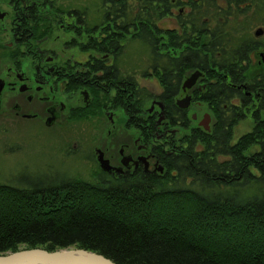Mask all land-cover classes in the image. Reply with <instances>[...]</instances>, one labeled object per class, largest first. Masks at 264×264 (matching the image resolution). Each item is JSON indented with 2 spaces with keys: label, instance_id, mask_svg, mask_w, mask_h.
<instances>
[{
  "label": "trees",
  "instance_id": "16d2710c",
  "mask_svg": "<svg viewBox=\"0 0 264 264\" xmlns=\"http://www.w3.org/2000/svg\"><path fill=\"white\" fill-rule=\"evenodd\" d=\"M137 2V36L162 92L136 87V114L145 98L165 101L174 126L187 130L181 143L174 138L177 153L164 154L163 173L0 182V252L84 248L117 264H264V65L251 60L264 46L251 32L264 0ZM167 12L184 30L169 29L163 41L157 20ZM192 70L203 72L194 94L213 112L209 130L174 103ZM249 117L252 129L234 140Z\"/></svg>",
  "mask_w": 264,
  "mask_h": 264
},
{
  "label": "flooded vegetation",
  "instance_id": "af4514ba",
  "mask_svg": "<svg viewBox=\"0 0 264 264\" xmlns=\"http://www.w3.org/2000/svg\"><path fill=\"white\" fill-rule=\"evenodd\" d=\"M55 1L0 0V60L10 62L6 68L0 67V115L10 111V115L33 121L40 128L69 124L87 116L105 117L110 125L109 136L124 122L127 133L139 131V134L134 144L130 141L122 144L118 151L113 149L108 153V147L102 148L110 168L105 169L100 163L98 177L103 173L116 178L137 172L163 173L164 154L177 153L172 145L178 133L176 127L187 130L174 126L166 102L156 96L140 106L148 101L152 107L136 114L135 82L130 75L120 74L119 45L137 39L143 41L136 32L137 0H100L95 7V21L88 6L77 3L60 10ZM160 6L166 9V0H161ZM179 9L183 12V8ZM170 16L167 12L157 20L164 33L158 37L163 41L169 29L177 28L161 26L160 22ZM51 27H56L57 34L50 37L46 30ZM59 30L69 33L66 41L61 40ZM42 31H45L43 35L39 33ZM89 44L97 45L93 48L96 53L86 51ZM72 47L78 51H71ZM201 78L199 75L186 88L182 80L179 94L174 98L176 106L188 110V114L194 91L205 85ZM182 94L191 97L190 102H183L185 106L178 103ZM193 127L198 126L193 124ZM143 137L145 140L141 141ZM153 138L156 142L151 141Z\"/></svg>",
  "mask_w": 264,
  "mask_h": 264
},
{
  "label": "rangeland",
  "instance_id": "374dc122",
  "mask_svg": "<svg viewBox=\"0 0 264 264\" xmlns=\"http://www.w3.org/2000/svg\"><path fill=\"white\" fill-rule=\"evenodd\" d=\"M77 3L88 6L92 21H95L97 17L95 7L100 3V0L55 1L56 8L60 10L66 5L69 7L76 6ZM177 11L175 9V14ZM175 17L164 18L160 24L162 27L176 26L181 33L184 29ZM92 23L89 19V25ZM260 28L264 29V17L255 21L251 29L252 34L264 42V33L259 36L255 34ZM46 31L50 37L57 34L56 27L47 28ZM44 32L39 33L43 35ZM59 32L62 41H66L69 38L68 32H65L66 35L62 33V30H59ZM121 45H123V50L119 52L120 74L126 77L130 75L135 82V87L142 90L145 89L150 93L153 92V94H160L162 86L159 77L154 74L151 68L149 47L139 39ZM94 46L96 45L89 44L86 51L96 53L93 49ZM71 51L77 52V47H72ZM251 57L253 65L262 67L264 65V46L257 52L252 53ZM7 63H3L0 60V67L6 68ZM196 71L187 72L183 82ZM200 75L202 76L203 74ZM183 94L179 96L182 102L186 97ZM196 99L194 94L193 106L191 105L192 107L189 110V114L194 117L192 120L193 124L205 128L201 122L205 120L206 116H209L208 125L209 129H211L212 122L214 121L213 112L206 102L195 101ZM146 100L145 98L144 101ZM150 107H152V103L148 101L143 106L146 109ZM107 121L105 117L87 116L84 119L72 121L69 124H62L56 127L44 126V129L40 128L33 121H25L10 115V111L3 112L0 115V182L40 183L51 181V179L62 181L75 177L86 180L98 178V172L101 169L99 150L103 152L102 148L108 147V153H111L113 149L118 151L122 144L129 141L134 144L133 141L139 134V131H134L133 134L127 133L123 126L124 122H120L117 129H113L112 134L109 136L107 135V129L110 128V125ZM252 126L253 120L250 117L237 123L233 130L234 140L250 131ZM176 128L178 129V133L176 134L177 143H181L179 139L185 130L179 127ZM142 140H145L144 137ZM151 141L156 142L155 138L151 139Z\"/></svg>",
  "mask_w": 264,
  "mask_h": 264
},
{
  "label": "water",
  "instance_id": "95a60500",
  "mask_svg": "<svg viewBox=\"0 0 264 264\" xmlns=\"http://www.w3.org/2000/svg\"><path fill=\"white\" fill-rule=\"evenodd\" d=\"M264 29H258L255 34L261 35ZM264 59V58H263ZM201 74L200 70L193 73L184 83V88L192 86L197 77ZM191 97L186 96L183 100L190 102ZM181 100L180 106H185ZM159 104L162 105L161 102ZM186 104V103H185ZM209 116L201 124L209 129ZM99 161L102 167L109 169L108 161L104 159L103 152L99 151ZM0 264H117L111 258L84 248H65L58 250H48L43 247L20 248L8 252H0Z\"/></svg>",
  "mask_w": 264,
  "mask_h": 264
},
{
  "label": "bare ground",
  "instance_id": "6f19581e",
  "mask_svg": "<svg viewBox=\"0 0 264 264\" xmlns=\"http://www.w3.org/2000/svg\"><path fill=\"white\" fill-rule=\"evenodd\" d=\"M202 72V71H201ZM204 129H206V128H204ZM207 130V129H206Z\"/></svg>",
  "mask_w": 264,
  "mask_h": 264
}]
</instances>
